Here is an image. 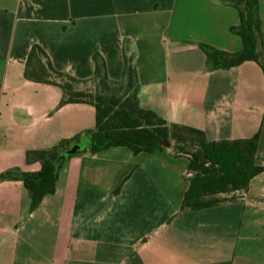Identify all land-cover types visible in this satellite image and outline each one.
Returning a JSON list of instances; mask_svg holds the SVG:
<instances>
[{
    "label": "crops",
    "instance_id": "1",
    "mask_svg": "<svg viewBox=\"0 0 264 264\" xmlns=\"http://www.w3.org/2000/svg\"><path fill=\"white\" fill-rule=\"evenodd\" d=\"M240 25L222 0H0V174H38L28 151L72 148L96 128L94 106L61 107L60 88L24 78L34 45L78 80L94 77L96 53L111 82L132 61L143 110L212 143L259 135L264 165L263 70L250 61L210 70L200 48L241 52L231 32ZM172 147L79 151L35 212L23 181L0 183V264H264V172L214 207L183 209L190 160Z\"/></svg>",
    "mask_w": 264,
    "mask_h": 264
},
{
    "label": "trees",
    "instance_id": "2",
    "mask_svg": "<svg viewBox=\"0 0 264 264\" xmlns=\"http://www.w3.org/2000/svg\"><path fill=\"white\" fill-rule=\"evenodd\" d=\"M222 1L239 10L241 25L238 28L232 27L231 32L241 37L244 48L241 52L233 54L202 44L200 48L208 57L209 69H233L250 61L258 63L264 72V32L257 14L258 0ZM105 62L104 58L96 53L94 77L90 80H78L55 69L46 51L34 45L26 62L24 78L36 84L60 88L64 95L61 107L85 103L96 108V128L86 132L88 147L92 153L114 147L128 148L134 153H153L163 150L160 144L168 139L176 156L188 157L190 160L191 187L186 193L183 209L197 211L214 207L223 200L211 198L247 190L250 181L264 172V165L255 163L259 135L249 141L212 143L202 131L168 124L159 118L158 114L141 108L138 100V74L132 61L126 60L123 80L119 82L110 81ZM124 83L125 98L109 94L113 86H120L122 89ZM90 84L95 85V92L88 87ZM133 89L134 93H131ZM76 141H79V138ZM74 142L63 140L53 149L28 151V162H40L43 166L41 171L33 174L9 170L0 174V183L23 181L32 197L31 211L35 212L44 198L54 193L58 170L64 162L62 156Z\"/></svg>",
    "mask_w": 264,
    "mask_h": 264
},
{
    "label": "water",
    "instance_id": "3",
    "mask_svg": "<svg viewBox=\"0 0 264 264\" xmlns=\"http://www.w3.org/2000/svg\"><path fill=\"white\" fill-rule=\"evenodd\" d=\"M88 146H89L88 141H86L84 144H82V143L76 144L70 150L68 149V150H66L64 152V155L62 156V159H66L67 157L73 156L77 152L82 151V150H85L86 148L88 149L89 148ZM160 147L169 148L170 149L172 147V143L168 139H165L160 144Z\"/></svg>",
    "mask_w": 264,
    "mask_h": 264
},
{
    "label": "rangeland",
    "instance_id": "4",
    "mask_svg": "<svg viewBox=\"0 0 264 264\" xmlns=\"http://www.w3.org/2000/svg\"><path fill=\"white\" fill-rule=\"evenodd\" d=\"M259 50H261V49H259ZM88 87L90 88V90H92L93 92H95V89L96 88H95V85L94 84H90V85H88ZM125 87H126V84L125 83H124V86H123L122 89H120V86H115V87L113 86L111 88V91L109 92V94L117 95V97H124L125 98L126 97V88ZM131 93H134V89L132 90ZM86 141H87V139L84 138L83 141H81L80 143L84 144ZM164 149H166V148H164ZM225 198H226V196L217 195V196H215L214 198H211V199L223 200ZM231 198H232V196H231Z\"/></svg>",
    "mask_w": 264,
    "mask_h": 264
}]
</instances>
